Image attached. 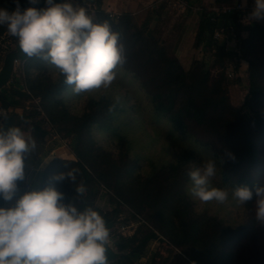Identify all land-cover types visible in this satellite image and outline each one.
I'll use <instances>...</instances> for the list:
<instances>
[{"label":"trees","instance_id":"16d2710c","mask_svg":"<svg viewBox=\"0 0 264 264\" xmlns=\"http://www.w3.org/2000/svg\"><path fill=\"white\" fill-rule=\"evenodd\" d=\"M236 1L213 0L212 7L229 8L223 13L206 8L200 11L194 44L210 45L215 62L222 65L220 76L213 84H209L210 70L203 63L196 62L184 69L174 47L169 49L161 42L157 27L151 25V21L157 19L156 11L151 10L138 20L128 11L113 18L98 5L95 15H89L93 23L107 22L119 35L124 63L118 67L142 88L152 115L168 124L178 140L186 142L175 159L160 164L151 162L145 174L138 171L141 168L139 157L129 154V143L120 130L118 118L125 109L120 100L106 95L90 97L81 114L71 113L61 97L67 88L64 77L59 74L51 80L40 72L32 74L31 69L39 58L25 53L18 58L23 61L27 91L14 86L13 81L0 89V109L4 110L0 113V130L20 128L21 114L8 109L19 104L16 96L30 94L40 99L51 125L72 138L74 158L49 159L42 168L38 191L53 187L64 193V203L72 199L80 210L91 207L106 224L117 218L118 211L116 206L103 210L96 204L101 187L112 192V204L120 201L135 213L150 214L153 229L143 234L135 230L131 235H118L113 242L118 255L109 264H134L156 234L175 246L189 247L195 264H264V253L259 250L234 252L236 243L249 231V220L233 227L205 212L197 213L187 192L189 163L197 151L204 148L209 149L215 162L221 189H227L231 196L238 187L253 190V200L244 204L247 211H252L254 206V187L264 183V23H242L241 11L235 8ZM44 2L39 0L32 5L29 0H19L22 11L28 7L41 9ZM15 7V0H0V8L12 11ZM230 26L234 27L236 49H227L225 40L213 37L216 28L227 31ZM1 34L11 36L6 26H0ZM11 38L16 44L18 39ZM242 62L247 64L248 89L243 108L238 109L224 102L218 93L221 77L227 74L226 66L232 64L234 74ZM94 128L116 140L117 155L96 144L91 132ZM32 129L39 137L46 134L38 123L33 124ZM68 171H74L75 182L67 175L64 180L54 179ZM81 183L86 192L78 196L74 187ZM0 207H4L2 197Z\"/></svg>","mask_w":264,"mask_h":264},{"label":"clouds","instance_id":"9594fccd","mask_svg":"<svg viewBox=\"0 0 264 264\" xmlns=\"http://www.w3.org/2000/svg\"><path fill=\"white\" fill-rule=\"evenodd\" d=\"M9 11L0 8V26L18 39L27 56L48 61L73 86L74 93L108 89L117 76V66L124 63L119 35L110 25L93 23L84 8L69 2L45 0L47 7L21 10L19 0ZM39 0H29L35 5ZM246 3V0H245ZM252 20H264V0H255ZM36 143L19 127L0 130V197L12 201L17 181L24 179V157L34 152ZM230 158L235 159L231 154ZM75 171V170H74ZM74 171L65 175L75 182ZM190 194L207 203H224L227 189L210 187L216 175L215 162L209 159L202 169L188 173ZM82 196L84 184L74 187ZM255 221L264 225V183L254 187ZM238 205L253 200V190L238 187L232 192ZM64 193L53 187L24 193L12 207H0V264H109L106 245L110 233L104 218L91 207L78 209L72 202L64 203Z\"/></svg>","mask_w":264,"mask_h":264},{"label":"rangeland","instance_id":"374dc122","mask_svg":"<svg viewBox=\"0 0 264 264\" xmlns=\"http://www.w3.org/2000/svg\"><path fill=\"white\" fill-rule=\"evenodd\" d=\"M64 2L71 3L75 8H84L90 16L95 15L96 7L92 5L91 0H58L56 3ZM188 2V6L184 10H179L168 6L163 0H151L149 4L141 5L135 13H130L138 20L145 17L147 12L156 11L157 19L151 21V25L154 24L157 27V35L161 42L169 49L174 47V53L184 69L192 67L196 62L203 63L204 67L210 70L211 79L209 84H213L217 77L220 76L222 65L215 62L214 52L210 45L203 43L195 46L194 44V34L200 11L204 8H212L213 0H192ZM236 2L241 4L239 17L242 23L251 21L264 23V20H252L250 17L255 6V0H246V3L245 0H237ZM45 7L47 5L44 2L41 8ZM109 12L119 13L120 15V13L125 11L109 10ZM233 28V26H230L227 31L224 30L219 38L225 40L227 49L237 48ZM241 33L243 35L246 34L245 31ZM15 45V41L11 36L8 34L0 35V67L3 64L5 52L9 49L12 50ZM38 58L31 69V73L37 74L40 72L48 75L51 80L56 79L59 73L55 66L41 57ZM22 62V59L17 58L12 67L8 83L13 81L14 86L18 85L21 90L26 92ZM226 67L227 74L221 77L219 85V97L224 102L242 109L248 89L247 64L242 62L234 74L231 70L232 64ZM116 72V79L108 89L101 88L77 94L73 92V86L67 84V88L62 92L61 97L69 111L74 114L82 113L90 97L97 98L101 95H106L120 100L125 107L118 118L120 130L126 135L130 147L129 154L139 157L141 168L138 171L145 174L150 169L149 163L160 164L175 159L186 142L178 140L177 134L172 133L168 124L152 115L147 97L139 84L132 80L130 74L118 66ZM8 83L2 88L7 87ZM15 99L19 104L16 107H10L8 110L21 114L22 123L20 128L26 137H31L35 141L36 148L34 152L24 157V179L17 181V192L14 199L9 202L3 200L5 208L14 206L16 200L24 193L38 191L42 168L49 159L55 156L74 158L71 149L72 138L63 132H58L51 125L42 110L40 99L30 94H27V96H16ZM3 112L4 110L0 109V113ZM36 123L46 131L43 137H39L33 132L32 125ZM91 132L97 145L117 155L118 146L112 136L96 128ZM209 159H211L209 149H199L196 156L189 163L190 170L202 169L203 164ZM191 187L192 181L190 179L187 183V192L197 213L205 212L207 215L217 217L233 227L243 225L249 220V231L246 236L236 243L234 247L235 253L243 254L253 250H259L264 253V225H258L255 221V206L249 212L244 205H238L231 195L224 203H218L215 200L204 203L190 194L189 189ZM210 187L221 189L218 186L217 171L216 175L211 179ZM111 201H113L112 192L107 188L101 187L96 204L103 210L116 206L118 211L117 218L111 222V226L108 228L110 233L108 246L113 252L117 253L113 247V242L118 235H131L135 230H139L143 234L153 228L148 212L135 213L125 203L115 201L112 204ZM190 255L191 250L189 247L175 246L160 234H156L154 238L147 242L142 256L134 264L149 262H152V264H195L191 260Z\"/></svg>","mask_w":264,"mask_h":264},{"label":"water","instance_id":"95a60500","mask_svg":"<svg viewBox=\"0 0 264 264\" xmlns=\"http://www.w3.org/2000/svg\"><path fill=\"white\" fill-rule=\"evenodd\" d=\"M22 54L23 51L20 49L18 41L15 47L5 54L3 64L0 67V89L2 88V86L7 84L10 79L11 70L14 65V59ZM106 226L107 228H109L111 226V223L106 224ZM106 247V256L108 258V262H110L117 256V253L113 252L109 248L108 244L106 245Z\"/></svg>","mask_w":264,"mask_h":264},{"label":"crops","instance_id":"0c3cea01","mask_svg":"<svg viewBox=\"0 0 264 264\" xmlns=\"http://www.w3.org/2000/svg\"><path fill=\"white\" fill-rule=\"evenodd\" d=\"M151 0H91L94 7L98 5L106 10H123L135 13L141 5H147Z\"/></svg>","mask_w":264,"mask_h":264},{"label":"built area","instance_id":"2783aa9c","mask_svg":"<svg viewBox=\"0 0 264 264\" xmlns=\"http://www.w3.org/2000/svg\"><path fill=\"white\" fill-rule=\"evenodd\" d=\"M163 1H165L168 6L179 9V10H184L188 6V1H186V0H163ZM240 7H241L240 3H237L235 5L236 9H239ZM210 9L216 13H219V12L223 13V12L227 11L229 8L228 7L219 8V7L213 6ZM107 14L113 18H117L119 16V13H111L109 11L107 12ZM211 19L213 20L214 17H211ZM222 34H223V29L222 28H216L213 32V37L218 39L221 37ZM17 58L18 57H16L14 59V63L17 61Z\"/></svg>","mask_w":264,"mask_h":264}]
</instances>
